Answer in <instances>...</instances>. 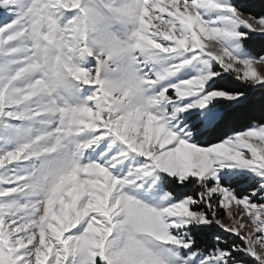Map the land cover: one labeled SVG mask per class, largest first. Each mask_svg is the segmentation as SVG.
I'll use <instances>...</instances> for the list:
<instances>
[{"label": "snow or ice", "instance_id": "snow-or-ice-1", "mask_svg": "<svg viewBox=\"0 0 264 264\" xmlns=\"http://www.w3.org/2000/svg\"><path fill=\"white\" fill-rule=\"evenodd\" d=\"M257 38L237 0H0V264H264Z\"/></svg>", "mask_w": 264, "mask_h": 264}, {"label": "trees", "instance_id": "trees-1", "mask_svg": "<svg viewBox=\"0 0 264 264\" xmlns=\"http://www.w3.org/2000/svg\"><path fill=\"white\" fill-rule=\"evenodd\" d=\"M239 3L244 5L245 11L253 14L264 13V0H241ZM253 46L257 52L264 53V39L257 38L253 42ZM261 118H264V91H257L252 93L249 105L233 113L227 127L240 129L250 123L252 119ZM200 238L205 245L211 242L207 235Z\"/></svg>", "mask_w": 264, "mask_h": 264}, {"label": "rangeland", "instance_id": "rangeland-1", "mask_svg": "<svg viewBox=\"0 0 264 264\" xmlns=\"http://www.w3.org/2000/svg\"><path fill=\"white\" fill-rule=\"evenodd\" d=\"M241 0H237V3H239ZM241 188H243V186H241ZM208 237H209V239L211 240V238H212V234L211 233H209V234H206ZM202 237H205V235H203Z\"/></svg>", "mask_w": 264, "mask_h": 264}]
</instances>
